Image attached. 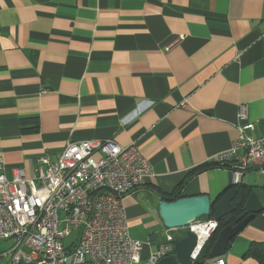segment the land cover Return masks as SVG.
I'll list each match as a JSON object with an SVG mask.
<instances>
[{
    "label": "crops",
    "instance_id": "crops-1",
    "mask_svg": "<svg viewBox=\"0 0 264 264\" xmlns=\"http://www.w3.org/2000/svg\"><path fill=\"white\" fill-rule=\"evenodd\" d=\"M240 104L253 124L246 133L264 135V0H0L5 175L14 167L33 175L36 157L54 159L67 141L135 142L151 174L123 203L129 235L148 241L144 259L168 229L159 191L211 199L228 191L226 167L186 174L238 137ZM27 116L37 117L36 131L22 132ZM263 177L250 169L241 183ZM9 240L0 241V264ZM251 242H264V210L221 258L258 264L244 257Z\"/></svg>",
    "mask_w": 264,
    "mask_h": 264
},
{
    "label": "built area",
    "instance_id": "built-area-1",
    "mask_svg": "<svg viewBox=\"0 0 264 264\" xmlns=\"http://www.w3.org/2000/svg\"><path fill=\"white\" fill-rule=\"evenodd\" d=\"M237 116L243 121L238 137L215 156L218 164H227L233 185L250 169L264 172V135L246 133L253 124L247 122L245 104ZM150 174L135 142L123 146L111 138L67 141L54 159L37 156L33 175L14 167L8 178L0 161V241L12 240L3 252L6 264H155L172 252L174 236L182 230L196 235L194 260L217 228L212 217L168 228L145 259L148 241L129 235L123 198ZM73 231L75 241L65 245ZM202 264L226 262L217 256Z\"/></svg>",
    "mask_w": 264,
    "mask_h": 264
},
{
    "label": "water",
    "instance_id": "water-1",
    "mask_svg": "<svg viewBox=\"0 0 264 264\" xmlns=\"http://www.w3.org/2000/svg\"><path fill=\"white\" fill-rule=\"evenodd\" d=\"M216 198L211 199L206 194L184 195L175 200L163 199L158 211L166 228L186 227L201 215L212 212V218L218 221L221 217L234 212L232 199L237 192L236 185ZM264 210V177L260 184L252 187L248 194L243 211L234 219V224L223 226L217 233L208 258L224 255L230 240L249 223L257 213ZM172 252L161 257L155 264H191V253L196 249V235L186 230L183 235L172 241Z\"/></svg>",
    "mask_w": 264,
    "mask_h": 264
},
{
    "label": "trees",
    "instance_id": "trees-1",
    "mask_svg": "<svg viewBox=\"0 0 264 264\" xmlns=\"http://www.w3.org/2000/svg\"><path fill=\"white\" fill-rule=\"evenodd\" d=\"M20 123H21L22 132L36 131L37 130L38 124H37V117H35V116L34 117H29V116L22 117L20 119ZM29 123H33L32 127H28V128L23 127V125L29 124ZM213 166L227 167V164H218L216 161L215 162L213 161V162L202 163V164L197 165L196 167L192 168L186 174V176L187 177L191 176L195 173L206 170V169L213 167ZM231 187L232 186L230 185V187L227 188L226 190H229ZM252 187L253 186L247 185V184H244L241 182L236 184L237 192L232 199V205L235 207L234 212L227 214L218 220V225H217L216 230L210 235V237L201 246L196 258L194 260H192L191 264H202L205 260L209 259L208 253H209V250H210L213 242L215 241V239L217 237L218 231L223 226H225L227 224H234L235 217L243 211L244 202H245L248 194L252 190ZM159 193H160L161 198L166 199V200H175L179 197L184 196L180 192L179 187H177V186L170 192L159 191ZM223 193H221V194H223ZM211 217H212V212L209 214H206V215H201L197 219H207V218H211ZM229 243H228V245H229ZM244 257H252L258 262V264H264V242H251L250 245L248 246V248L246 249V252L244 253Z\"/></svg>",
    "mask_w": 264,
    "mask_h": 264
},
{
    "label": "rangeland",
    "instance_id": "rangeland-1",
    "mask_svg": "<svg viewBox=\"0 0 264 264\" xmlns=\"http://www.w3.org/2000/svg\"><path fill=\"white\" fill-rule=\"evenodd\" d=\"M76 236H77V231H73L67 238H65V240H64L65 245H68V244L74 242L76 239ZM11 243H12V241L9 240L8 243L4 246V248L2 250H7L10 247ZM2 255H3V253H2Z\"/></svg>",
    "mask_w": 264,
    "mask_h": 264
},
{
    "label": "clouds",
    "instance_id": "clouds-1",
    "mask_svg": "<svg viewBox=\"0 0 264 264\" xmlns=\"http://www.w3.org/2000/svg\"><path fill=\"white\" fill-rule=\"evenodd\" d=\"M180 228H183V227H180ZM186 231V230H182L179 234H181V235H183L184 234V232Z\"/></svg>",
    "mask_w": 264,
    "mask_h": 264
},
{
    "label": "bare ground",
    "instance_id": "bare-ground-1",
    "mask_svg": "<svg viewBox=\"0 0 264 264\" xmlns=\"http://www.w3.org/2000/svg\"><path fill=\"white\" fill-rule=\"evenodd\" d=\"M200 231V230H199Z\"/></svg>",
    "mask_w": 264,
    "mask_h": 264
}]
</instances>
